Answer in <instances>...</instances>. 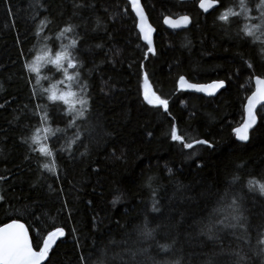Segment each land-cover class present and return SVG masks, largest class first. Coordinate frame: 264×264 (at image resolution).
Instances as JSON below:
<instances>
[{"label":"trees","instance_id":"16d2710c","mask_svg":"<svg viewBox=\"0 0 264 264\" xmlns=\"http://www.w3.org/2000/svg\"><path fill=\"white\" fill-rule=\"evenodd\" d=\"M140 1L155 30L152 52L139 38L127 0H0V225L23 222L35 250L48 232L62 228L44 264H233L237 252L244 258L240 264H264L257 243L264 231V197L244 186L250 177L264 181V107L256 111L249 141L240 143L232 133L253 89L250 75L264 76L261 45L239 32L242 24L256 22L251 15L259 0H246L247 19L239 0H216L208 13L198 0ZM228 7L241 15L219 21ZM183 14L191 18L188 28L163 27L164 16ZM68 26L72 31L57 38ZM77 36L76 71L88 86L89 111L66 126L72 115L64 117L62 104L58 111L45 99L41 89L49 82L35 78L62 76L47 63L37 62V73L24 65L46 51L54 55ZM142 63L152 90L168 101L167 111L140 94ZM180 76L190 83L223 80L225 86L206 97L179 89ZM45 112L48 126L60 129L48 137L52 157L29 148ZM173 122L189 142L207 139L213 149H184L172 141ZM45 135L41 128L39 136ZM42 163L56 165V171ZM233 174L241 179L229 186ZM149 175L156 177L150 188L144 183ZM226 190L246 218L232 223L244 227L217 225L209 240L201 229ZM115 195L120 199L113 204ZM153 201L158 212L149 211ZM146 217L155 229L148 239L136 233ZM165 244L168 250L161 251L158 245Z\"/></svg>","mask_w":264,"mask_h":264},{"label":"snow or ice","instance_id":"6c2138e0","mask_svg":"<svg viewBox=\"0 0 264 264\" xmlns=\"http://www.w3.org/2000/svg\"><path fill=\"white\" fill-rule=\"evenodd\" d=\"M216 0H199V7L207 12L209 9L213 8ZM127 4L131 6L132 12L135 13V27L139 30L140 39L144 40L148 45V52H152V27L148 24L147 18L145 17L143 8L139 0H127ZM90 6V5H89ZM239 8L242 10L243 16L247 19L249 9L246 5V0H239ZM257 10L260 11V17L264 18V0H259L256 5ZM125 16L128 15L127 12L124 13ZM241 12L233 11L232 7L225 8L220 14H218L217 19L221 22L228 23L230 16H240ZM110 19L112 17H109ZM255 19V18H252ZM45 21H41L44 23ZM163 22L172 28H179L182 25H186L189 22V17L187 15L178 16L175 21L170 19L169 16L163 17ZM99 24L100 21L97 20ZM72 31V26L65 27L56 33L57 38L61 37L64 33ZM239 32L242 34L241 39L250 38V43L253 45L259 44L261 47L258 49V54L261 56L262 61H264V19H261L260 23L249 25L247 23L240 26ZM259 33V35H257ZM38 34V33H37ZM66 38V37H65ZM79 39L77 36L75 39L69 41L68 45L61 44L55 51L54 55H50L47 51L43 53L42 56H36L33 58L31 63H26L24 68L26 71L31 73H37V62L47 63L52 65L55 69V73H59L62 78L56 80L55 74L41 77L39 74L36 75V80L39 82L42 78L47 80L48 86L42 88L41 91L45 94V99H47L52 104H55L57 110L59 109V104H62L63 110L62 115L68 117L69 114L72 115V119L68 121L66 126H74L73 121L76 119H84L87 112L89 111V97L84 95L88 92L87 84L80 83V72L76 71L80 67L81 61L75 54L77 47L76 41ZM100 47V45H97ZM119 55V51L115 53ZM111 62V61H109ZM244 63L252 68L253 65L250 61L245 60ZM143 63L141 64V82L139 84L140 94L143 96L144 100L153 106H159L164 108L165 111L168 110V101L162 99L160 96L156 95L152 91L151 86L148 82L147 75L143 74ZM68 69H73V72L69 73ZM68 81V83H65ZM185 82L184 77L180 76L178 84H183ZM250 82H254L255 88L251 92V95L247 96V102L243 103V122L237 127L232 128V133L237 141L245 142L249 141L250 133L249 130L253 128L257 123V114L254 113L253 109L260 101H264V76L250 75ZM225 84V81H213L209 85H188L190 88H194L197 91L211 92L216 88H221ZM57 85H62L63 87H57ZM31 86V85H30ZM243 87V86H242ZM103 91V89H102ZM59 102V103H56ZM79 105V107H77ZM50 105H44L47 109ZM264 107V105H261ZM49 116L47 112L41 116V125L36 128L32 133L30 140L31 144L29 148L33 152H39L41 156L52 157L54 148L48 147V137L54 135L55 132L60 131V129H51L48 126ZM43 128L46 135L41 139L39 132ZM151 135V133H149ZM169 135V133H165ZM29 139V138H26ZM170 139L174 142L183 145L184 149H192L193 145L206 146L208 149H213L214 145L207 139H191L190 142L185 135L180 134L178 126L175 122L171 124L170 127ZM72 141L68 142V146L71 147ZM32 144L39 145L38 148H32ZM63 151V148L60 149ZM186 156L188 154H185ZM195 155V152H192ZM27 158V157H26ZM199 166V165H197ZM40 167L48 170L49 172L56 171V165L42 163ZM171 173L172 169H167ZM156 179L155 176L149 175L144 179V183L147 187H151L152 183ZM240 176L233 174L231 180L229 181V186L235 185L240 181ZM250 192H257L260 197H264V181L258 180L255 177H250L244 184ZM178 188H182L183 185H177ZM155 192V189H153ZM2 199V197H0ZM120 199L119 195L113 196L112 203L115 204ZM152 212H158L159 209L155 207V201H153V207L149 209ZM241 219H246L241 216L240 204L237 198L234 196L230 200L227 197V190L224 195L216 202L215 206L208 213V221L204 224L201 229L202 234H206L209 240L214 239V228L218 225L222 228H235L237 226L243 228V224L237 225V223H232L233 221L238 222ZM155 229H150L148 227L147 217L142 225L136 227V233L138 236H143L145 239L151 238L152 233ZM64 231L62 228H55L54 231L48 232L46 236L43 237V244L39 243L35 247L39 248V251L33 250V245H30L28 239V232L25 229L24 224L20 223L18 219H12L10 223H5L0 226V264H41V261L48 256L49 249L51 248L55 238L57 236H63ZM109 243H112L109 240ZM257 243L261 245L259 249V254L264 258V231H262L259 236ZM161 251H167L168 245H158ZM143 251V250H142ZM257 254L256 252L253 253ZM135 255V253H133ZM238 260L233 262V264H240L244 259L239 256L237 252ZM83 264V261H82ZM96 264V262H93ZM159 264V262H157ZM172 264H180L179 260L173 261ZM205 264H211V261H205Z\"/></svg>","mask_w":264,"mask_h":264},{"label":"water","instance_id":"95a60500","mask_svg":"<svg viewBox=\"0 0 264 264\" xmlns=\"http://www.w3.org/2000/svg\"><path fill=\"white\" fill-rule=\"evenodd\" d=\"M139 2H140V4H141V1L139 0ZM198 7H199V0H198ZM218 5V2L216 1V3L214 4V6H213V8H211V9H209L207 12H205L203 9H201L200 7H199V9L203 12V13H208V12H210L212 9H214L216 6ZM141 6H142V4H141ZM131 7V6H130ZM142 8H143V6H142ZM143 11H144V14H145V17L147 18V22H148V24L151 26V24L149 23V20H148V17H147V15H146V13H145V10H144V8H143ZM134 13V12H133ZM134 15H135V13H134ZM183 15H187V14H183ZM183 15H177V16H169L170 17V19H172L173 21H175L176 20V18L178 17V16H183ZM168 16V15H167ZM188 17H189V22L186 24V25H182L181 27H179V28H172V27H170L169 25H167V24H165L164 22H163V18H162V25H163V27L165 28V29H167V30H170V31H180V30H184V29H186V28H188L189 26H190V24H191V18H190V16L189 15H187ZM136 17V16H135ZM152 27V26H151ZM152 29H153V31H152V34H151V39H152V46H153V36H154V33H155V30H154V28L152 27ZM144 41V40H143ZM145 42V41H144ZM146 43V42H145ZM147 44V43H146ZM185 80V79H184ZM213 81H210V82H207V83H190V82H188V81H186L185 80V82L183 83V84H179L178 86H179V89H181V90H185V91H189V92H193V93H196V94H200V95H203V96H206V97H210V96H215L216 94H218V92L221 90V89H223L224 88V86H225V84H224V86L223 87H221V88H216L214 91H211L210 93L209 92H205V91H197L196 89H194V88H190V87H188V85H191V84H197V85H209V84H211ZM252 85H253V89H252V91L254 90V88H255V84H254V82H252ZM249 95H251V93L249 94ZM248 95V96H249ZM247 102V98H246V100H245V103ZM261 105H264V101H260L257 105H256V108L255 109H253V111H254V113L256 114V111L259 109V108H261ZM242 122H243V120H242ZM241 122V123H242ZM255 126V125H254ZM253 126V127H254ZM253 129V128H252ZM252 129H250L249 130V133H250V131L252 130ZM238 142H240V143H246L247 141H245V142H241V141H238ZM19 221V220H18ZM11 222V220L10 221H8V222H6V223H10ZM20 223H22V224H24L23 222H21V221H19ZM5 224V223H4ZM0 226H3V224L2 225H0ZM25 226V225H24ZM25 229L27 230V232H28V229H27V227L25 226ZM62 236H57L56 238H55V240H54V242H53V244H52V246H51V248L55 245V243L57 242V240L59 239V238H61ZM28 239H29V243H30V245H32L31 244V239H30V236H29V232H28ZM51 248L49 249V251L51 250ZM34 251H39V250H35V249H33ZM49 253V252H48ZM47 258H48V256H46L45 258H44V260H42L41 261V264H44L45 263V261L47 260Z\"/></svg>","mask_w":264,"mask_h":264},{"label":"rangeland","instance_id":"374dc122","mask_svg":"<svg viewBox=\"0 0 264 264\" xmlns=\"http://www.w3.org/2000/svg\"><path fill=\"white\" fill-rule=\"evenodd\" d=\"M248 15H249V12H248ZM252 18H255L256 22L254 24H258L260 23L261 19H264V18H261L260 17V11L257 10V13L255 14V16L251 15ZM150 85V84H149ZM153 91V90H152ZM144 99V98H143ZM146 102V101H145Z\"/></svg>","mask_w":264,"mask_h":264}]
</instances>
